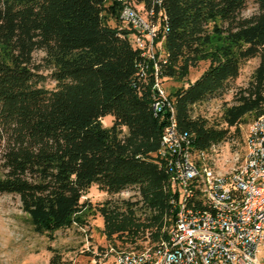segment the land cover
Masks as SVG:
<instances>
[{"label":"trees","instance_id":"1","mask_svg":"<svg viewBox=\"0 0 264 264\" xmlns=\"http://www.w3.org/2000/svg\"><path fill=\"white\" fill-rule=\"evenodd\" d=\"M251 1L257 14L242 18ZM163 9L164 78L182 82L192 66L209 62L193 83L169 94L179 131L198 150L239 138L246 117L264 113V0H163ZM119 10L105 0H0V195L18 196L34 232L50 239L84 226L82 199L92 186L108 196L137 187L158 233L171 212L169 176L157 156L170 113L155 115L151 90L140 84L138 51L104 20L117 21ZM37 51L45 53L42 66ZM251 60L259 65L224 106L220 124L195 118L194 108L222 96ZM43 70L53 90L42 86ZM107 116L110 128L102 124ZM50 264L62 262L54 255Z\"/></svg>","mask_w":264,"mask_h":264},{"label":"built area","instance_id":"2","mask_svg":"<svg viewBox=\"0 0 264 264\" xmlns=\"http://www.w3.org/2000/svg\"><path fill=\"white\" fill-rule=\"evenodd\" d=\"M114 2L120 4L117 29L142 59L140 84L151 90L155 115L170 113L157 156L169 176L173 213L166 239L143 251L118 253L116 263L262 264L264 113L242 137L196 149L194 140L179 131L174 101L164 86L169 19L163 0H152L149 8L138 0H105V6Z\"/></svg>","mask_w":264,"mask_h":264},{"label":"rangeland","instance_id":"3","mask_svg":"<svg viewBox=\"0 0 264 264\" xmlns=\"http://www.w3.org/2000/svg\"><path fill=\"white\" fill-rule=\"evenodd\" d=\"M257 12V5L251 1L242 11L241 17L250 18ZM104 20L106 24L117 28L116 21L110 18ZM44 58L45 53L37 51L34 54L35 64L42 66ZM258 65V60L245 64L240 77L229 84L222 96L210 98L194 108V117L205 119L210 124H220L224 106H231L237 90L248 86ZM208 66L209 62L202 60L190 68L188 77L182 82L164 80L167 93L173 94L181 88H186L200 77ZM41 74L46 76L42 86L53 90L55 83L49 78V72L43 70ZM254 119V115L247 116L239 127V133L235 135L242 137ZM113 123L112 116L102 120L106 128H110ZM231 132H235V129ZM82 202L87 204L83 218L84 226L75 224L69 229L55 232L50 239L34 232L29 216L22 211L18 196L0 195V264H50L54 255L59 256L62 264H117L115 259L118 253L143 251L154 247L164 240L173 224V213H166L161 218L163 226L158 233L157 227L151 222L155 213L145 207L137 187L129 188L119 195L108 196L97 186H92ZM103 210L110 220V229L105 227L106 217ZM116 224L124 225L125 230L114 231ZM109 230L112 231L110 235ZM155 234H158V240H155ZM259 259L264 264V248Z\"/></svg>","mask_w":264,"mask_h":264}]
</instances>
